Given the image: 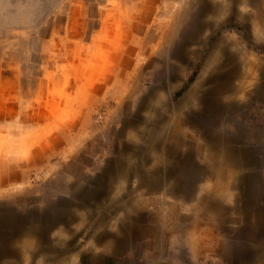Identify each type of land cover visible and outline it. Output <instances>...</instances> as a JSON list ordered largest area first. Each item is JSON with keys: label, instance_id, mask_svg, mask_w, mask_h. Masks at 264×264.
I'll use <instances>...</instances> for the list:
<instances>
[{"label": "rangeland", "instance_id": "1", "mask_svg": "<svg viewBox=\"0 0 264 264\" xmlns=\"http://www.w3.org/2000/svg\"><path fill=\"white\" fill-rule=\"evenodd\" d=\"M260 67L264 0H0V218L54 219L37 247L29 233L9 235L7 249L0 241V264H252L251 248L264 254V238H252L264 186ZM207 91L226 109L212 133L238 131L255 150L227 230L199 203L216 175L193 174L181 196L168 171L175 158L207 166L209 118L194 119Z\"/></svg>", "mask_w": 264, "mask_h": 264}, {"label": "bare ground", "instance_id": "2", "mask_svg": "<svg viewBox=\"0 0 264 264\" xmlns=\"http://www.w3.org/2000/svg\"><path fill=\"white\" fill-rule=\"evenodd\" d=\"M255 60H253V61H255ZM214 62H215V59H214L213 63ZM250 71H252V70H250ZM259 71H260V74L262 75L261 78H264L263 68L260 67ZM246 74H247V72H246ZM234 76L235 75L233 74V72H231L230 74H227V76H225L226 81L223 83V87H222L224 92L227 93V92L232 90L231 81H233ZM240 88H238V89H240ZM258 93L259 94L264 93V83L260 84V86L258 88ZM214 100H216V99H214ZM214 100H213V92L207 91V93L205 94V96L203 98H201V97L199 98V101L202 104V112H200V114H198V116L197 115L194 116L195 121H197L198 123H200L199 122L200 121L199 116L204 117L205 120H207V118H209L207 120V122L204 123V125H205V136L207 138L208 143H207L206 148H204V150H203V156H204L203 159H205V161L207 162V166H205L206 165L205 164L203 167L202 165H199L196 163L186 165L184 163L183 159L181 160L179 158H175L171 164V167L168 169V171H169V173H172V171H174V173L176 174V176H175L176 185L174 188L175 190H173L172 193L178 194L180 192L181 196L188 194V188H189V182L188 181H190V178L192 177L193 174H197V173L201 172L203 169V173L204 174L207 173V175L209 174V171H210V178H212L214 175H216L215 179L217 180V183H215V185H214L215 187H212L211 191L203 194L199 200V203L202 205L204 204V206L207 205L208 207L216 210L219 214L218 220L220 222L221 229L227 230V228H226L227 217L226 216H227V213L232 210L230 208L229 203H232V202H233V204L236 203V195L233 194L232 189L240 188L242 191V195L244 197L246 196L248 198V194H249V190H250V183L249 182L253 178V173H247V172L243 173V169L254 171V169L256 168V160H255V155H254L255 150L253 148L241 147V145L238 144V143H241V140L243 139V138H241V135H240L241 133H239L238 131L233 135H227V136H225V135H214L212 133V123L215 120V116L217 118V116L221 115L222 112H224V110H226V109H224V107L222 108L221 106L216 104V102ZM230 106L231 105H229V107ZM236 106L237 105H234V107L231 106V108L237 109ZM233 109H230V110H233ZM181 135H182V133H181ZM158 136H160L159 132L157 133V137ZM156 138H155V140H156ZM155 140L153 142V145H154L153 150L158 152L157 151V144L155 143ZM237 181H239L238 185L235 184V182H237ZM240 182H241V184H240ZM151 184L152 185L155 184L154 181L151 180ZM258 190H259L258 193L260 194L259 200L256 201V204H258L259 208H260L259 210H257V213H256L258 225L256 226V229L252 235V238L255 241L257 239L264 238V186L263 185L260 186ZM234 211H236L235 208H234ZM127 217H129V216H127ZM51 221L52 222H50L49 224L42 223V227L37 224L38 222H32V221L28 222L26 224H22V225L19 224V230L17 232L20 234L26 233L28 231L32 232L34 234V238H36L35 244L40 245L41 241H43V239H44V236H47V235H45L46 228L49 225L54 224V219H52ZM1 225H2V227L5 228V223H1ZM120 227H121L122 232H126L129 229V227L126 225H121ZM59 237H61V236H59ZM106 237L107 236L102 234L97 238V241L101 242ZM119 241H120V239H119ZM109 248L115 252L116 249H118V243L113 242L112 244L109 245ZM263 255L264 254L260 249L259 250L253 249L250 251V254L248 255V259L253 261L252 264H262L261 256H263ZM71 262L73 263V261H71ZM86 263L87 264H99L100 259L98 257H95L93 259L90 258L86 261Z\"/></svg>", "mask_w": 264, "mask_h": 264}, {"label": "crops", "instance_id": "3", "mask_svg": "<svg viewBox=\"0 0 264 264\" xmlns=\"http://www.w3.org/2000/svg\"><path fill=\"white\" fill-rule=\"evenodd\" d=\"M3 219L0 218V241H1V244H2V248H6L5 246V240H7V237L9 235H13L14 233H17V231L19 230V224H17V226H7L5 224V228L2 227L1 223H4V221H2ZM26 233H29V234H32V236L34 237V234L32 232H26ZM20 234V233H18ZM11 237V236H10ZM33 246V245H31ZM38 245L35 244V247H37ZM7 249V248H6ZM253 250L252 248L247 252V254H250V251ZM233 254V252H231V255ZM230 255V254H229ZM237 255V253H236ZM93 259V258H91ZM253 263V261H251Z\"/></svg>", "mask_w": 264, "mask_h": 264}]
</instances>
